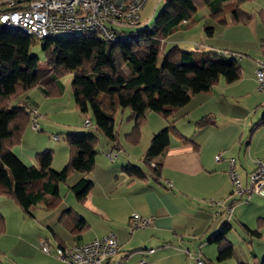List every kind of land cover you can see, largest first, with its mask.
Listing matches in <instances>:
<instances>
[{
	"label": "crops",
	"instance_id": "1",
	"mask_svg": "<svg viewBox=\"0 0 264 264\" xmlns=\"http://www.w3.org/2000/svg\"><path fill=\"white\" fill-rule=\"evenodd\" d=\"M160 2L163 1L158 0L157 4ZM240 9L251 14L248 23L220 26L211 18L209 8L205 7L197 12L200 20L196 27L193 26L194 33H198L201 38L200 46L204 48L196 51L237 54L233 57L241 67L240 78L234 83H228L221 77L209 90L192 95L190 102L169 120L160 115L161 120L153 118L150 113L146 115L141 129L151 123V139L171 123L175 128L171 132L170 146L164 156L154 159L151 164L161 162L160 176L155 178L149 175L147 180H140L132 179L124 173L123 168L131 162L150 174L144 159L151 139L141 142L140 129L138 141H130L128 136L135 123L131 118V111L122 110L123 113L127 112L128 122L133 123L129 127L131 132L125 135L132 144L127 148L130 152L125 154V149L117 142L116 148L112 145L107 150L116 154L113 162L98 156L97 151L95 167L90 174L75 172L71 175L77 180L74 182L85 177L93 186L84 204L75 199V205L66 208L59 217V227H64L68 235H61L55 228L46 225L51 235L41 236L39 239L36 237L39 247L41 239L48 242L53 249L50 254L37 250V254L41 253V256L38 254L39 261L34 259V222H30L36 219L34 214L33 217H27L13 200L6 197L4 205L0 202L4 206L0 208V214L6 225L4 234L0 236V264H63L55 258V248L83 245L109 233L115 234L119 245L114 260L124 261L126 264H141L142 261L147 264H197L198 257L204 264H216V260L217 264H222L224 262H218V247L211 243V238L223 225H231L230 233L237 229L239 238L243 237L245 241L247 230L253 228L246 215L250 208L258 218V228L263 227L264 197L252 195L243 205L235 204L240 198L232 195L229 176V161L233 160L237 174L243 185L247 186L249 175L255 169V160L264 159V126H261L264 96L258 91L255 75L257 64H264V0H248ZM232 17L231 10H228L225 18L231 20ZM203 23L205 29H213V36L204 35L198 30ZM185 26L186 24H181L179 30L165 39L164 50L172 46L182 48L183 43L190 41L194 28ZM61 80L55 81L59 93L61 92L58 96H47L39 83L29 92L26 100L38 109L41 128L39 133L47 129L48 133L53 134L57 130L53 123H60L65 130H69L64 135L65 138L73 132L70 131L72 123H63L66 119L51 121L48 119L49 114L59 111L61 117L67 118L73 111L75 119L84 116L76 107L70 109ZM200 121H205V124L200 126ZM79 124L74 127L82 128L83 122ZM27 135L26 132L25 136ZM32 138L29 143H37L34 142V135ZM35 139L38 141L40 138ZM50 139L54 142L62 140L59 135H51ZM51 148L52 143L49 142L44 151H51ZM44 151L39 152L32 147L25 151L22 147L20 155L18 152L14 153L25 165L40 168L37 154ZM61 151V155H66L67 159L64 160L61 156L59 160L53 151L51 167L56 171L62 170L70 157L66 143ZM218 154L221 155L219 162L215 160ZM255 197L258 198L253 199ZM211 201L216 204L212 205ZM59 205L45 211L54 212ZM232 205L234 210L229 217L227 209ZM64 213L67 214L63 217ZM134 214L150 219V224L132 230L130 224ZM75 217L84 220V229L76 231L68 226ZM234 218L236 220L231 222ZM230 233L226 239L233 244V258L236 257L238 263L241 260ZM250 257L254 259L253 264H257L255 258L258 255L251 252Z\"/></svg>",
	"mask_w": 264,
	"mask_h": 264
},
{
	"label": "trees",
	"instance_id": "2",
	"mask_svg": "<svg viewBox=\"0 0 264 264\" xmlns=\"http://www.w3.org/2000/svg\"><path fill=\"white\" fill-rule=\"evenodd\" d=\"M162 1L163 10L154 24L145 30L129 31L130 42H105L95 35L85 34L39 41L0 25V196L13 200L27 217H33L34 207L52 210L61 204L60 185L75 172L90 174L98 154L96 136L69 134L65 136V143L70 157L60 171L51 167L54 154L50 150L37 154L40 168L27 166L16 156L13 149L21 143L30 126L29 110L36 108L26 99L39 83L47 96H58L61 92L55 81L71 74L76 109L83 116L91 115L96 131L103 133L116 148L115 117L120 110L131 111L135 125L128 137L137 142L147 112L169 120L190 102L192 95L209 90L221 77L228 83L240 78L241 67L233 57L237 54L186 51L179 46L164 50L161 42L179 30L183 22H186L185 27L198 24L197 12L205 7L220 26L248 23L251 14L240 9L248 0ZM228 10L233 14L231 20L225 18ZM205 31L213 36L212 28ZM34 40L41 44L45 57L42 65L30 52ZM204 122L198 124L202 126ZM261 126H264V118ZM173 130L171 123L153 135L144 159L150 174L131 162L123 168L124 173L132 179L147 180L149 175L158 178L162 164L157 162L154 167L151 164L164 156ZM92 186L84 177L69 189L76 201L84 204ZM68 226L77 231L86 224L75 217ZM5 229V220L0 214V236ZM231 230L230 224L223 225L211 238V243L218 247V262L235 256L233 244L226 239ZM247 232L261 237L258 231L248 229ZM257 264H264V258Z\"/></svg>",
	"mask_w": 264,
	"mask_h": 264
},
{
	"label": "built area",
	"instance_id": "3",
	"mask_svg": "<svg viewBox=\"0 0 264 264\" xmlns=\"http://www.w3.org/2000/svg\"><path fill=\"white\" fill-rule=\"evenodd\" d=\"M149 0H0V25L9 30L19 31L39 41L64 35H95L105 42H130L129 31L141 24V12ZM186 22H183L185 24ZM165 41H162L161 48ZM258 91L264 96V64L258 63L255 71ZM30 127L34 132L40 131L38 109L30 110ZM86 127L91 125L87 116ZM58 140V138H55ZM110 161L116 154L107 153ZM215 160L219 162L221 155ZM154 166V164L152 165ZM229 176L232 183V195L240 199L235 202H247L252 195L264 197V159L255 160V169L249 175L248 185L235 170L233 160L229 161ZM246 199V200H245ZM215 205V201H211ZM234 206L227 209L232 216ZM150 224V219H144L138 214L132 216V230L144 228ZM40 249L44 254H50L51 248L45 239L40 240ZM119 245L114 233L89 243L55 248V258L63 264H126L114 260L118 254ZM197 264L203 261L196 258ZM141 264H147L141 262Z\"/></svg>",
	"mask_w": 264,
	"mask_h": 264
},
{
	"label": "rangeland",
	"instance_id": "4",
	"mask_svg": "<svg viewBox=\"0 0 264 264\" xmlns=\"http://www.w3.org/2000/svg\"><path fill=\"white\" fill-rule=\"evenodd\" d=\"M157 1L158 0H149L148 1L147 5L145 6V8L141 12V24L139 25L138 28H135V31L145 30L154 24L157 16L163 10V7H164V2H162V3L160 2L157 4ZM246 7L248 10H250L249 5H247ZM195 27H193L194 29L191 33L192 37H191L190 41H187V43L182 44L183 45L182 48L186 51H196L197 49L198 50L204 49L202 46H200L202 44L200 43L201 38L198 36V33H196V34L194 33ZM198 30L202 31L204 33V35H207L206 31H205L206 29L204 28V23L198 28ZM30 52L32 55L39 58L40 63L42 65L45 57L41 51V44L37 40L33 41ZM61 81L65 87V95H64L65 100L69 99L70 109L75 108L74 101H73V95H72V88H71L72 75L70 74V75L66 76ZM126 113L127 112L123 113L122 110H120L115 117V130H116V134L118 136V143L121 146H123V149H125L123 151L125 154L130 152L127 148H129L130 145H132L129 143V141L125 135H127L128 133L131 132V129L129 127H131L133 125V123L131 124V122H128ZM60 114L61 113H59V111H53L52 113L49 114L48 119H50L51 121H56V122H59V121L66 119L63 123H66V124L72 123L73 127L69 126L71 128L70 131H73V132H71L72 134L96 136L98 139V143H97V151L99 152L98 156L101 155L110 162V160L107 158L106 154L109 152L107 150L109 147L112 146V142L105 135H103V133L96 131V129L94 127L93 119L91 121V125L89 127H86L84 124V120H85L86 116L82 117L81 119L80 118L75 119V117H73L74 116L73 111L71 112L70 116H67V118L61 117ZM148 114L151 116H154L153 118H155L157 120H161L160 119L161 117L159 115H157L156 113H152L149 111V112H147L146 115H148ZM88 116L91 119V115L88 114ZM30 118H31V116H30ZM82 122H83L82 128L74 127L75 125H80L79 123H82ZM53 124H55V128L57 129L56 132H54L53 134H50V132L48 133L49 130H47V129L43 130V132H41V133H36L31 129L30 126H28L26 131L24 132V134L22 136L21 143L19 145L15 146L13 151L15 153L18 152V154L20 155L22 147L25 149V151L30 150V148L32 147V148H36L39 152H42L45 150V147H47L48 143L51 142L52 143V148H51L52 150L51 151L52 152L54 151L56 153V156L60 160V158L62 156L61 150H62L63 144L65 143V138H63V137L69 130H65L63 128V125L60 123H53ZM151 128H152L151 123H149L144 128L141 129V132H142L141 142L145 139L147 141H148V139H151L150 138V134L152 133ZM26 132L28 133L27 136H25ZM38 134H41V135H38ZM32 135H34V142H37V143H34V144L29 143L30 140L33 139ZM51 135H59L62 138V140L59 142H54L50 139ZM35 138H40V139L37 141ZM53 146L56 148H53ZM54 152H53V154H54ZM62 158L64 160H66L67 156L66 155L64 157L62 156ZM74 181H77V180H74L73 177L70 176L68 181H66L65 183L60 185V194L63 198V202H62V204L59 205V207L56 211H54V212L45 211L42 207H37V208L34 207V209L32 211V213L34 214V217H36V219H34V221L33 220L30 221L31 223L34 222L33 223L34 224V250H35V253H34L35 258L34 259H38V261H39L38 254H39V256H41V253L37 254V250L41 251V249L38 245V240H35V239H36V237H38V239H39V237H41V236L47 237V236L51 235L48 231L47 226H51V227L55 228L56 231L60 232L61 235L62 234H65V235L69 234L64 227H59L58 220L66 208H69L71 205H75V197L69 189V187L73 186L76 183ZM257 198L258 197H255L253 199H257ZM0 202L1 203L3 202V205L5 204L6 199L4 198V196L0 197ZM241 203L243 205L245 202H241ZM251 203H253V201H251ZM246 206H248V204ZM2 207H4V206H2V204H0V208H2ZM247 210L248 211L246 212V215H247V219H249L248 220L249 223H251V225L253 226L252 230L259 231L261 234V237L257 238L256 236L246 234L245 241L247 243H245L243 237L241 239L239 238V235H238L239 231L237 229H234L230 233V237H231L232 241L234 243H236L235 248H236V252H238V258L243 263L253 264L254 259H252L250 257L251 252H254L258 255V258H255V259L257 261L256 263H259L261 261V259L264 258V225L261 229L258 228V222H257L258 218L254 216L253 209L249 208ZM235 220H236V218H234V220H232L231 222H234ZM108 235H106V236H108ZM240 241L242 242V244H240ZM34 261H37V260H34ZM216 264H217V260H216ZM222 264H237V259L235 257V258H232V259L225 261Z\"/></svg>",
	"mask_w": 264,
	"mask_h": 264
}]
</instances>
